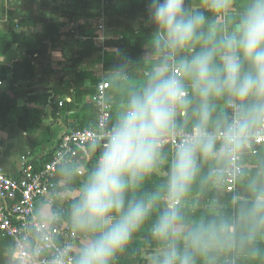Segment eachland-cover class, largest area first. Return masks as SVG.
<instances>
[{
    "label": "clouds",
    "instance_id": "1",
    "mask_svg": "<svg viewBox=\"0 0 264 264\" xmlns=\"http://www.w3.org/2000/svg\"><path fill=\"white\" fill-rule=\"evenodd\" d=\"M145 53L119 50L104 70L103 103L114 117L86 149L98 159L78 187L36 211V243L65 219L80 239L49 264H113L156 213L153 264H239L264 257V0H148ZM166 166L158 192L146 178ZM231 180L243 196L226 209L213 197L195 217L194 190L221 193ZM67 199V209L54 207ZM159 206V207H158ZM39 246L33 253L40 252Z\"/></svg>",
    "mask_w": 264,
    "mask_h": 264
},
{
    "label": "crops",
    "instance_id": "2",
    "mask_svg": "<svg viewBox=\"0 0 264 264\" xmlns=\"http://www.w3.org/2000/svg\"><path fill=\"white\" fill-rule=\"evenodd\" d=\"M105 1L99 17L91 14V0H0V95L37 111L40 118L38 130L24 132L18 121L4 127L0 117V169L7 176L18 177L26 166L38 168L49 160L63 134L88 122L95 86L105 80L104 70L116 62L117 50L126 54L132 39L131 48H143L145 53L152 31L151 26H145L148 0ZM109 19L116 25L112 26ZM258 152L264 154V147ZM81 153L85 156L79 168L82 174L75 171L74 176L83 181L98 154L87 149ZM254 156L248 158L250 163L255 162ZM61 174L56 192L63 195ZM76 187L70 186L68 197L75 196L71 189ZM224 193L204 191L196 196V205L208 204L217 195L224 204L231 198ZM235 196H243L240 186ZM49 200L38 203L33 212L35 220L37 209ZM67 202L58 200L53 206L64 208ZM79 239L78 235L69 243L72 250ZM13 245L11 238L0 234V264H17ZM156 252L157 248L150 253L143 251L144 264H153Z\"/></svg>",
    "mask_w": 264,
    "mask_h": 264
},
{
    "label": "built area",
    "instance_id": "3",
    "mask_svg": "<svg viewBox=\"0 0 264 264\" xmlns=\"http://www.w3.org/2000/svg\"><path fill=\"white\" fill-rule=\"evenodd\" d=\"M107 87L105 80L95 86V118L92 125L63 134L48 161L36 169L26 166L18 177H9L0 169V234L13 240L17 264H49L52 257L64 252L69 243L78 238L70 224L62 220L51 223L47 227L51 238L46 237L37 245L35 238L39 222L34 219L33 212L41 200L52 198L63 168L71 167L77 174H82L79 168L85 156L81 151L86 149L90 137L110 126L113 118L112 110L103 103ZM261 147H264V135L257 136L253 155ZM97 154L99 156V151ZM239 186L229 180L224 189L234 197ZM37 246L41 250L34 255L33 249Z\"/></svg>",
    "mask_w": 264,
    "mask_h": 264
},
{
    "label": "trees",
    "instance_id": "4",
    "mask_svg": "<svg viewBox=\"0 0 264 264\" xmlns=\"http://www.w3.org/2000/svg\"><path fill=\"white\" fill-rule=\"evenodd\" d=\"M136 39L138 41L140 40V38ZM5 48H10V45H5ZM134 49L137 50L136 58L142 57V49ZM28 69L32 70V67L28 66ZM112 115L114 117L113 112ZM0 117L3 118L4 127L10 122L18 121L20 128L24 132H32L39 129L40 118L38 116L37 111L28 110L25 107L18 106L15 100L10 99L8 96L3 94L0 95ZM94 118L95 108L93 107L91 118L88 120V122H86V124H84L80 128L87 127L89 123H93ZM95 157L98 158V155H96ZM163 171H166V166L163 167ZM59 174H61V172ZM60 176H62V174ZM81 182L82 181H80L79 178L74 176V178L70 181V186L75 184L78 186ZM162 182V178L158 177L156 174H153L152 176L146 178L142 191L148 193L155 192ZM204 191L205 190L203 189L194 190L191 193L190 199L195 203V206L192 210V213L195 217H199L210 212V209L207 207V204L202 206L196 205V196L200 193H203ZM234 204L235 201L233 200V197H231L226 200L224 206L226 209L230 210L232 207H234ZM67 206L68 202L65 204L63 209L66 210ZM155 216L156 213L154 212L153 215L149 218V220L145 223V225L140 229V231H138L133 236L132 240L129 242L127 247L116 256L113 261V264H144V261L141 259L142 252L146 251V253H150L152 252V250L158 248V245L155 242L151 241L149 237L150 225L154 221ZM64 220L67 221L66 215ZM239 264H264V257H261L260 259H257L255 261L242 259L239 261Z\"/></svg>",
    "mask_w": 264,
    "mask_h": 264
},
{
    "label": "rangeland",
    "instance_id": "5",
    "mask_svg": "<svg viewBox=\"0 0 264 264\" xmlns=\"http://www.w3.org/2000/svg\"><path fill=\"white\" fill-rule=\"evenodd\" d=\"M105 0H91V10H92V15L93 16H99V17H101V15H102V13L104 12V9H103V6H104V4H105ZM115 12V11H114ZM116 13V12H115ZM114 13V14H115ZM116 16H117V14H116ZM110 18H112V17H110ZM110 20V19H109ZM115 21V20H114ZM130 21V20H129ZM120 22V24H121V20H117V23H119ZM116 23V21L115 22H112L111 20H110V24H112V26H114V25H116L115 24ZM131 23V22H130ZM130 23H128V25L130 26L131 24ZM91 29H92V25H91ZM98 29V28H97ZM93 30V29H92ZM70 32L73 34V31H71L70 30ZM94 32H96L95 30H93V34H95ZM113 38H114V40H116V38H117V36L116 35H114L113 36ZM130 42L129 43H127V51H125V53H126V55H128V56H131V57H133V58H136V53H137V50H135L134 48H131V44H132V39H130L129 40ZM140 43H142V40H140ZM145 43H146V41H145ZM142 49V52H143V54L142 55H144V51H143V48H141ZM97 58H99V57H97ZM100 58H102L101 57V55H100ZM98 60V59H97ZM74 172H75V169H74ZM164 171H163V167H161V169L159 170V172H157L156 174H157V176L158 177H160V178H162V179H164ZM159 191V188H157L156 189V191L155 192H158ZM223 193H224V191H225V189L223 188ZM224 194H226V193H224ZM229 195V194H228ZM231 197V196H230Z\"/></svg>",
    "mask_w": 264,
    "mask_h": 264
},
{
    "label": "water",
    "instance_id": "6",
    "mask_svg": "<svg viewBox=\"0 0 264 264\" xmlns=\"http://www.w3.org/2000/svg\"><path fill=\"white\" fill-rule=\"evenodd\" d=\"M98 152V151H97Z\"/></svg>",
    "mask_w": 264,
    "mask_h": 264
}]
</instances>
